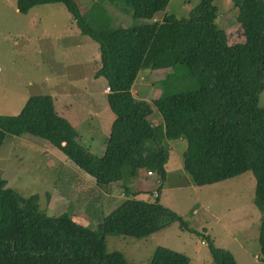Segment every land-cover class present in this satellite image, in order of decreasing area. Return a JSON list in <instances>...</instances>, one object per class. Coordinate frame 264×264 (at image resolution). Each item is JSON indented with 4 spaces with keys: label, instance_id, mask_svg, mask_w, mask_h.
<instances>
[{
    "label": "trees",
    "instance_id": "16d2710c",
    "mask_svg": "<svg viewBox=\"0 0 264 264\" xmlns=\"http://www.w3.org/2000/svg\"><path fill=\"white\" fill-rule=\"evenodd\" d=\"M109 1L134 22L106 27L98 19L96 28L76 0H16L22 14L37 5L62 4L80 33L98 44L93 77L108 87L105 100L112 114L103 154L94 156L77 141L76 130L55 112L49 94L29 96L15 115L0 114V147L7 133L39 137L93 178L95 186L105 189L121 181L125 197L106 212L92 209L95 188L81 193L85 214L96 223L91 228L66 212L45 214L37 194L23 197L0 177V264H130L120 251H107L106 236L140 240L173 222L195 232L159 201L171 142L178 138L186 140L182 167L195 186L252 173L264 264V105H259L264 91V0H232L243 36L232 44L218 25L215 0H198L186 16L164 12L159 21H152L155 13L164 11L170 0ZM175 67L181 72L168 73L171 86L159 100H146L138 90L131 93L139 72ZM154 114L161 116L159 122L152 121ZM148 170L159 180L151 201L135 198L130 190L131 179ZM68 185L63 181L64 188ZM205 240L212 264H235L227 251ZM148 264H190V258L155 247Z\"/></svg>",
    "mask_w": 264,
    "mask_h": 264
},
{
    "label": "rangeland",
    "instance_id": "374dc122",
    "mask_svg": "<svg viewBox=\"0 0 264 264\" xmlns=\"http://www.w3.org/2000/svg\"><path fill=\"white\" fill-rule=\"evenodd\" d=\"M76 1L80 12L96 28H99L98 19L106 23V27L119 24L126 27L134 22L107 0ZM197 1L170 0L164 11L155 13L152 21H159L164 12L186 16ZM215 4L218 25L226 31L228 42L242 41L231 8L232 0H215ZM93 46L99 52L98 44L80 33L71 14L60 3L37 5L22 14L16 8V0H0V114L15 115L29 96L49 94L54 110L68 114L66 117L76 113L78 118L75 120L79 121L80 127L84 124L86 127L87 123L95 127L105 119H111L104 95L108 91L104 87L101 92L104 80L92 78L99 66L98 53ZM173 70L141 71L131 93L138 90L139 96L148 98L151 95L153 100H159L171 86L168 73L181 72L178 67ZM66 104H69V110L65 109ZM259 105H264V91L259 96ZM158 116L155 114L153 120ZM106 128L102 124L101 129ZM185 148L184 138L172 140L170 160L180 162V174L184 176H179V172L171 173L163 186L172 183L180 186L166 188L159 201L179 214L195 232L182 229L178 222H173L140 240L106 236L107 251H120L130 264H148L153 249L164 247L186 254L190 264H212L207 237L211 246L227 251L235 264H261L258 243L261 213L253 202L255 179L252 173L246 171L217 183L195 186L189 182L182 167ZM61 156L39 137L7 133L0 147V177L7 188L23 197L37 194L38 207L45 214L56 216L66 212L77 222L96 228L92 217L85 214L81 186L77 183L79 178L72 175L70 166L61 165ZM66 162L76 167L69 160ZM92 180L85 179L88 189L93 187ZM63 181L69 182L68 189L64 188ZM91 195L97 196V191ZM100 201L95 202L92 209H99V204L105 211L114 207L105 206V200ZM193 209L196 214L192 213Z\"/></svg>",
    "mask_w": 264,
    "mask_h": 264
},
{
    "label": "crops",
    "instance_id": "0c3cea01",
    "mask_svg": "<svg viewBox=\"0 0 264 264\" xmlns=\"http://www.w3.org/2000/svg\"><path fill=\"white\" fill-rule=\"evenodd\" d=\"M107 1L109 3H112L109 0H107ZM127 20L128 19L126 17V21ZM118 26H120V24ZM93 47L96 50L95 46H93ZM96 52H97V50H96ZM97 53H98V58H99V52H97ZM93 75H92V78L94 79ZM104 87H106V84H104V86H103V88L101 90L102 93H103ZM133 87H134V84H133ZM135 94L136 93L134 91L133 92V95H135ZM104 95H105V93H104ZM153 97L154 96H151L150 95V97H148V98H144V97L143 98L146 99V100L152 101L153 100ZM68 103L69 104L71 103L70 100H68ZM69 104H66L64 106V107H66L65 109H68L69 110V108H68ZM53 105H54V102H53ZM55 112L59 116H61L64 119L68 120L72 124V126L74 127V129L76 130V133H77V141L79 143H81L83 147L87 148L92 153V155H94V156H100V155L103 154V152H104V141H105V138L108 135L109 125L111 123L112 118L109 119V120L108 119H105L104 121H102V118H101L100 119L102 121L101 124L96 125L95 127L94 126L91 127V123H87V126L86 127H85V124H84L83 127H80L79 126L80 124H78L79 121L77 123V121L75 120V118H78L76 113H72V115H73L72 117L71 116L66 117L65 115H68V114L63 113L60 110H56ZM154 115H152L151 117L154 118ZM158 117H159L158 119L155 118L156 120H153V118H151V119L154 122H159L161 116L159 115ZM102 124L105 125V126H107V128L105 130H102L101 129ZM170 156H171V151H170L169 159H168V161L165 164V170H166L167 175H166V179L163 181V183L161 185V188H160V190L158 192L159 198L162 195V192H164L166 190V188H178V186H180V185H175V183H172V184H170L168 186H163V184L165 183V181H167L168 176H170L171 173L172 174L173 173L175 174V173L179 172V176L180 175H183L184 176V174H180V170H179V163L180 162L178 161V164L176 162L173 163L170 160L171 159ZM61 157L63 158V160L61 161V165H63V166L65 165V166H68V167L70 166L71 167L70 169H72V175L73 176L75 175L76 177L79 178V179H77V183H80V186H81L80 191L82 193L85 192V191H88V187L86 185L85 179H91L92 180L93 178H91L89 175L85 174L83 171L79 170L75 166L69 165V163L66 162V159L63 156H61ZM156 179H158V178H156L155 174H153V175H147V172L143 176H140V177H136L134 179H131V183L132 184H131L130 190L134 192V194H135L134 197L137 198V199H140V200L151 201L152 200L151 199L152 198L151 194L156 190V187H158V181H156ZM87 182H90V181L87 180ZM91 188H93V189L95 188V190L97 191V201L96 202H99V199L101 201L102 200H105V206L107 205V207H108V205L109 206L110 205L116 206L125 197V193L122 190L121 181H117V182L111 183L110 186H107L105 189H102V188H99V187L95 186L94 185V182H93V187H91ZM116 188H118L119 191L116 192ZM100 207H102V206H100V204H99V208ZM206 208H207V206L205 207V209ZM106 212H108V211H106ZM192 213L193 214H196L197 213L196 212V209H193L192 210ZM205 234H206V232H205Z\"/></svg>",
    "mask_w": 264,
    "mask_h": 264
},
{
    "label": "built area",
    "instance_id": "2783aa9c",
    "mask_svg": "<svg viewBox=\"0 0 264 264\" xmlns=\"http://www.w3.org/2000/svg\"><path fill=\"white\" fill-rule=\"evenodd\" d=\"M105 91H108V87H105ZM153 174H154V172H152V171H150V170L147 171V175H153ZM156 181L159 182V180H156ZM152 195L155 197V196H156V192L154 191V192L152 193Z\"/></svg>",
    "mask_w": 264,
    "mask_h": 264
}]
</instances>
